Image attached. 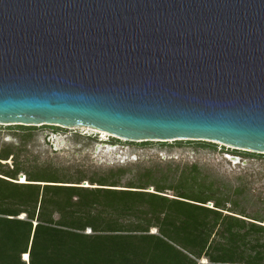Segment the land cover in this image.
Wrapping results in <instances>:
<instances>
[{"label":"water","instance_id":"95a60500","mask_svg":"<svg viewBox=\"0 0 264 264\" xmlns=\"http://www.w3.org/2000/svg\"><path fill=\"white\" fill-rule=\"evenodd\" d=\"M0 125L264 154V0H0Z\"/></svg>","mask_w":264,"mask_h":264},{"label":"trees","instance_id":"16d2710c","mask_svg":"<svg viewBox=\"0 0 264 264\" xmlns=\"http://www.w3.org/2000/svg\"><path fill=\"white\" fill-rule=\"evenodd\" d=\"M12 155L0 150V264H264V217L248 216L237 190L152 171L116 190L122 170L65 182Z\"/></svg>","mask_w":264,"mask_h":264},{"label":"rangeland","instance_id":"374dc122","mask_svg":"<svg viewBox=\"0 0 264 264\" xmlns=\"http://www.w3.org/2000/svg\"><path fill=\"white\" fill-rule=\"evenodd\" d=\"M101 142L118 145L107 147ZM8 147L29 164L68 176L65 180L69 181L65 182H73L80 174L87 179L122 170L116 190L135 182L137 175L145 171H152L156 177L165 173L171 181L181 172L197 174L206 184L229 195L239 191L233 198H238L248 216L264 217V154L190 140L131 142L112 137L102 140L101 134L80 127L0 125V150ZM5 163L10 167L11 158ZM79 187L94 188L87 181H82ZM144 192L154 193L150 186ZM162 195L174 198L172 191ZM206 207L211 208V203Z\"/></svg>","mask_w":264,"mask_h":264},{"label":"bare ground","instance_id":"6f19581e","mask_svg":"<svg viewBox=\"0 0 264 264\" xmlns=\"http://www.w3.org/2000/svg\"><path fill=\"white\" fill-rule=\"evenodd\" d=\"M85 129H87V128H85ZM88 130H90V131H92V132H95V133H97V134H101V138H102V140H108V138H110V137H115V136H112V135H109V134H107V133H105V132H100V131H97V130H94V129H88ZM117 138V137H116ZM122 141H125L124 139H121ZM138 142H140V141H138ZM152 142H158V141H152ZM161 142H171V141H161ZM230 148V147H229ZM231 149H235V148H232L231 147ZM237 150H240V149H237ZM20 183H25V179L24 178H20ZM24 258H26V260H27V255H24ZM23 258V259H24ZM25 260V259H24ZM203 263H205V261H202Z\"/></svg>","mask_w":264,"mask_h":264},{"label":"flooded vegetation","instance_id":"af4514ba","mask_svg":"<svg viewBox=\"0 0 264 264\" xmlns=\"http://www.w3.org/2000/svg\"><path fill=\"white\" fill-rule=\"evenodd\" d=\"M44 126V125H43ZM20 127H23V126H20ZM49 127H61V126H49ZM61 128H68V127H61ZM113 138V137H112ZM113 139H115L116 141H120L121 139L120 138H116V137H114ZM122 141V140H121ZM126 141V140H125ZM102 143V145H106L107 147H114V146H117L118 144H117V142H116V144H106V143H104V142H101ZM12 150H13V148H12ZM14 152V151H13ZM12 156H16V154H15V152H14V155H12Z\"/></svg>","mask_w":264,"mask_h":264},{"label":"built area","instance_id":"2783aa9c","mask_svg":"<svg viewBox=\"0 0 264 264\" xmlns=\"http://www.w3.org/2000/svg\"><path fill=\"white\" fill-rule=\"evenodd\" d=\"M89 233V232H88Z\"/></svg>","mask_w":264,"mask_h":264}]
</instances>
